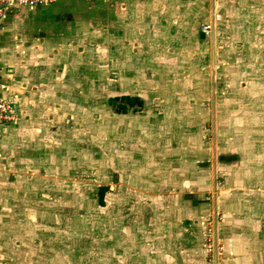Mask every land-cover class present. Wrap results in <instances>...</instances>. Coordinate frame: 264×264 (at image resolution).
<instances>
[{
  "label": "rangeland",
  "instance_id": "374dc122",
  "mask_svg": "<svg viewBox=\"0 0 264 264\" xmlns=\"http://www.w3.org/2000/svg\"><path fill=\"white\" fill-rule=\"evenodd\" d=\"M74 1L76 22L58 27L53 46L39 44L43 92L28 97L45 96V105L68 112L76 146L68 157L59 154L60 163L44 156L36 175L28 166L12 178L7 192L21 195L20 212L8 216L0 208V264H115L117 226L132 206L120 197L132 193L133 176H165L121 162L132 161L126 151L140 153L152 126L147 119L157 116V127L187 144L189 167L203 162L199 179L210 210L213 197L224 200L204 218L206 232L224 247L219 225L248 216L240 235L257 236L264 258V0ZM122 95L143 97V112L116 114L108 100ZM5 99L19 109L13 96ZM101 185L111 189L104 206ZM209 235L204 264H223L225 248L214 263Z\"/></svg>",
  "mask_w": 264,
  "mask_h": 264
},
{
  "label": "crops",
  "instance_id": "0c3cea01",
  "mask_svg": "<svg viewBox=\"0 0 264 264\" xmlns=\"http://www.w3.org/2000/svg\"><path fill=\"white\" fill-rule=\"evenodd\" d=\"M76 5L74 0H57L48 7L32 10L13 7L0 24V99L13 96L19 104L15 122L0 130V208L6 215L20 212L16 210V203L21 200V195H9L7 192L13 177L21 178L22 172L26 171L28 166L30 174L33 175V168L36 175L42 169V166L37 167L36 164L43 160L44 156L51 157L46 161L48 164L60 163L59 154L68 157L69 148L73 150L76 146L71 139L75 137L77 130L68 112L65 115L57 112L60 110L53 102L45 105L49 100H45V96H42L44 99L39 100L37 97V101L31 100L32 95L39 96L43 92V83L39 80L41 72L37 64L38 58L43 57L39 53V44L47 41L53 46L56 36L54 33L59 35L58 27L64 22H76V10L79 7ZM102 5L100 4L101 7ZM56 9L58 10L55 14ZM53 27L57 29L54 30ZM68 101L69 99L64 102L68 104ZM40 110L45 114L41 115ZM141 112H137V115ZM132 114L135 113L129 112L121 116ZM158 118L157 116L147 119L152 126L147 127L145 138L148 141L144 143L143 149L138 148L140 153L132 149L128 154L127 151L122 153V156L127 155L128 158L130 154L132 158L131 162L122 160V168L126 169L127 165H132L137 169L143 164L147 170L155 173L161 171L165 176L159 181L133 176L131 185L135 187L133 186L132 193L122 194L120 197L119 201H131L132 206L131 211H122L121 224L117 226L115 264H204V242L209 234L203 220L210 214L214 215L212 213L215 210L221 209L224 200L220 201L212 196L213 208L210 210V201L204 193L208 187L203 189V183L199 179L204 175L203 162L194 160L193 165L189 167L186 157L187 144L182 146V140L169 135L170 131L164 126L163 130L157 127ZM30 125L32 127L29 129ZM130 132L140 134L138 129H130ZM151 137H154L153 141H150ZM184 138L186 142V135ZM167 139H174L173 144L172 141L167 142ZM152 157L159 161L157 165H154L155 160H152ZM67 160L69 161L68 158ZM32 163H35L36 168L30 166ZM188 168L192 171L190 180L187 175ZM182 172L184 178L181 177ZM208 182L207 184L211 185L210 181ZM141 184L147 188L140 189ZM101 187L107 188L104 196L106 203V195L111 189L109 185ZM1 192H5L4 196ZM161 202L168 204L159 209L157 203ZM161 214V220L157 221ZM169 215L172 217L170 220ZM239 218L235 217L228 223L225 220L219 225L218 231L226 255L223 264H264V258L257 255V246L261 242H257V236L254 235L251 239V236L240 235L238 228L241 223L249 222L248 216L244 220ZM124 219H127L128 224L124 225Z\"/></svg>",
  "mask_w": 264,
  "mask_h": 264
},
{
  "label": "built area",
  "instance_id": "2783aa9c",
  "mask_svg": "<svg viewBox=\"0 0 264 264\" xmlns=\"http://www.w3.org/2000/svg\"><path fill=\"white\" fill-rule=\"evenodd\" d=\"M53 0H0V24L4 19L7 12L13 7H25L28 9H36L47 7ZM15 102L10 99H0V129L5 127L16 120V107ZM213 239L207 245V251L213 253L215 261L218 262V256L222 255L224 247L217 240L218 237L214 234Z\"/></svg>",
  "mask_w": 264,
  "mask_h": 264
},
{
  "label": "trees",
  "instance_id": "16d2710c",
  "mask_svg": "<svg viewBox=\"0 0 264 264\" xmlns=\"http://www.w3.org/2000/svg\"><path fill=\"white\" fill-rule=\"evenodd\" d=\"M109 105L116 114L124 115L129 112H139L145 109L146 102L140 96L122 95L109 98ZM107 188L100 187L98 196L100 205H104V196Z\"/></svg>",
  "mask_w": 264,
  "mask_h": 264
}]
</instances>
